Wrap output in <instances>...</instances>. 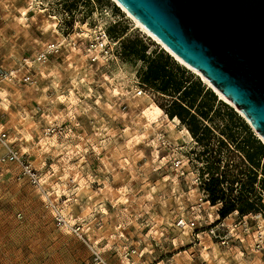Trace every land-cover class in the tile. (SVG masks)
I'll use <instances>...</instances> for the list:
<instances>
[{
  "label": "rangeland",
  "instance_id": "374dc122",
  "mask_svg": "<svg viewBox=\"0 0 264 264\" xmlns=\"http://www.w3.org/2000/svg\"><path fill=\"white\" fill-rule=\"evenodd\" d=\"M99 25L121 38L122 61L107 66L88 62L86 37ZM136 39L148 45V58L154 50H164L237 112L231 116L217 102L218 115L207 122L213 130L210 143L198 142L208 161L207 177L214 166L210 149H228L264 189V156L257 166L238 145L248 136L243 124L264 144L249 120L114 0H0V72L50 42L60 46L52 58L37 64L35 87L0 79L5 102L0 125L32 164L51 176L59 194L68 197L67 210L84 222L93 246L57 230L37 191L16 178L15 168L5 166L0 169V264H264V248L256 247L251 234H236L222 243L207 233L195 239L190 230L176 226L178 217L197 215L199 188L172 162L193 145V136L177 117L167 116L163 107L171 97L136 94V81L148 64L128 52ZM227 126L238 141L223 132ZM159 133L177 150L164 147ZM181 147L183 153L177 154ZM239 176L240 182L232 185L226 179L222 184L227 196L246 190L249 174ZM257 186L253 184L251 199L258 208ZM222 204L204 205L206 224L224 219L219 215ZM234 219V214L227 216L229 223ZM250 222L253 226L255 219ZM130 249L136 252L126 257Z\"/></svg>",
  "mask_w": 264,
  "mask_h": 264
},
{
  "label": "water",
  "instance_id": "95a60500",
  "mask_svg": "<svg viewBox=\"0 0 264 264\" xmlns=\"http://www.w3.org/2000/svg\"><path fill=\"white\" fill-rule=\"evenodd\" d=\"M264 141V0H118Z\"/></svg>",
  "mask_w": 264,
  "mask_h": 264
},
{
  "label": "built area",
  "instance_id": "2783aa9c",
  "mask_svg": "<svg viewBox=\"0 0 264 264\" xmlns=\"http://www.w3.org/2000/svg\"><path fill=\"white\" fill-rule=\"evenodd\" d=\"M86 41L85 55L90 64L107 66L113 62L122 61L124 58L121 38L111 35L108 27L104 25L95 27L91 35L86 37ZM59 51V44L57 42H50L40 52L23 55L18 62L3 69L0 72V79L14 84H25L30 87H35L39 82V68L37 64L48 61ZM136 83L135 92L137 95L145 94L149 91L156 95L166 96L148 84L143 83L140 79H137ZM158 139L164 147H172V143L162 133H159ZM190 141H193V145L188 148L185 147L184 155L175 157L172 162L179 170L181 176L190 177L191 181L199 188L200 195L195 206L197 215L193 218L186 216L178 217L176 226L181 230H190L191 235L195 239H199L202 233H207L211 239L218 240L222 243L227 242L228 237H234L236 234L237 237H239V234H251L256 247L259 249L264 248V189L257 186L260 181L258 180V183H254L258 187L260 201V210L256 215L252 213L241 215L238 210H235L230 214L236 216V219L232 223L227 222L226 217L223 220H216L215 222L206 224L208 219H205V216L201 215V211L205 208L204 205L206 203L211 205L209 193L206 190V185L210 179L207 177L208 173L205 172L207 169L205 165L208 161L201 154V150H204V147L193 137ZM0 148L2 150L0 154V169L5 166L9 167L12 164L15 165L16 178L21 182L29 184L37 191L44 208L51 213L55 227L81 239L93 249V246L88 242L84 222L75 218L64 204L68 200V197L62 193L59 194L60 189L54 185L51 176L32 164L25 154L14 145L9 130L1 125ZM182 149L183 147L179 148L177 154H182L183 152L180 153ZM173 150H177V148H173ZM216 153H218L217 150H213V152L211 151L209 153V156L212 157V154ZM193 163H195L194 169L191 166ZM242 164L246 168L243 161ZM208 215L210 217V214ZM250 219H255L253 226L251 225ZM135 252V249H130L125 255L126 257H130ZM94 253L98 255L95 250Z\"/></svg>",
  "mask_w": 264,
  "mask_h": 264
},
{
  "label": "trees",
  "instance_id": "16d2710c",
  "mask_svg": "<svg viewBox=\"0 0 264 264\" xmlns=\"http://www.w3.org/2000/svg\"><path fill=\"white\" fill-rule=\"evenodd\" d=\"M147 47L148 45L143 40L136 39L135 43L133 42L128 48L130 54L148 59L141 81L161 94L171 97L172 100L169 105L163 107L167 116L170 119L177 117L187 127L190 134L196 138V141L203 142L204 139H207L206 145L208 146L213 130L207 122L217 117L218 109H215L217 102L226 105L229 108L228 114L231 116H237V112L228 104L218 100L217 95L210 88H207L199 78H195L189 70L175 62L172 56L164 50H154L152 56L148 58L145 54ZM212 112L215 116H211ZM243 127L247 131L248 136L242 142H239L238 145L244 150L250 163L260 166L261 158L264 156V144L254 136L249 125L243 124ZM225 129L227 131L223 130V132L226 133L232 142L238 141L231 127L227 126ZM224 144L222 141L220 148ZM224 150L225 152L222 154ZM210 151L213 152L212 149ZM212 158L214 166L210 167L212 176L206 185V190L209 192V199L212 205L218 201L223 202L219 209L220 217L226 218L235 210H238L241 215L259 212L260 207L258 206L257 208L251 199L253 184L256 180L255 175L254 177L251 176L243 167L242 161L236 155L229 153L228 149H222L218 153L212 154ZM221 167H223V171H220L221 174H219L217 172H219ZM229 169L231 171L228 172V176H225V173L223 177V172ZM243 173L249 174L250 178L247 184L243 183L244 187L246 185L244 193L227 196L222 184L226 179L232 185L235 182H240L239 175Z\"/></svg>",
  "mask_w": 264,
  "mask_h": 264
},
{
  "label": "bare ground",
  "instance_id": "6f19581e",
  "mask_svg": "<svg viewBox=\"0 0 264 264\" xmlns=\"http://www.w3.org/2000/svg\"><path fill=\"white\" fill-rule=\"evenodd\" d=\"M116 3H118L128 14L129 16L136 22L137 26L138 27H141L145 32H147L149 35L153 36L154 39H156L158 42L162 43L156 36H154L149 30H147L141 23L139 20H137V18H135L118 0H114ZM163 44V43H162ZM164 45V44H163ZM177 58L183 63L185 64L186 66H188L189 68H191L192 70H194L195 72L197 73H200L198 70H196L194 67H192L191 65H189L188 63L184 62L182 59H180L178 56ZM201 74V73H200ZM204 80L210 85L213 87V85L205 78L203 77ZM215 89V88H214ZM216 90V89H215ZM219 95L221 96V98L225 99L226 101H230L232 102L231 100H229L227 97H225L222 93H220L218 90H216ZM233 103V102H232ZM179 120V119H178ZM188 132V131H187Z\"/></svg>",
  "mask_w": 264,
  "mask_h": 264
},
{
  "label": "crops",
  "instance_id": "0c3cea01",
  "mask_svg": "<svg viewBox=\"0 0 264 264\" xmlns=\"http://www.w3.org/2000/svg\"><path fill=\"white\" fill-rule=\"evenodd\" d=\"M26 87L27 88H32V87H29V86H27L26 85ZM4 105H5V102H4V100H3V97L2 98H0V110H2V111H4ZM185 130H186V132L188 131V129L187 128H185ZM189 132V131H188ZM190 133V132H189ZM188 133V134H189ZM190 136H191V134H189ZM1 152H2V150H1V148H0V154H1ZM10 166H12L13 168H15V165H10ZM48 211V210H47ZM53 219V218H52ZM53 223H54V221H53ZM55 226V225H54ZM56 228V227H55ZM57 229V228H56ZM57 230H59V229H57Z\"/></svg>",
  "mask_w": 264,
  "mask_h": 264
}]
</instances>
